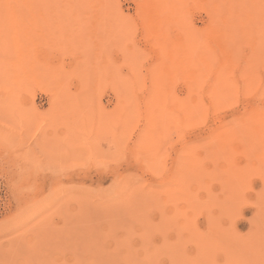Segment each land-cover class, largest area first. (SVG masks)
<instances>
[{"label": "rangeland", "instance_id": "1", "mask_svg": "<svg viewBox=\"0 0 264 264\" xmlns=\"http://www.w3.org/2000/svg\"><path fill=\"white\" fill-rule=\"evenodd\" d=\"M0 264H264V0H0Z\"/></svg>", "mask_w": 264, "mask_h": 264}]
</instances>
